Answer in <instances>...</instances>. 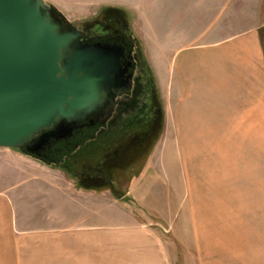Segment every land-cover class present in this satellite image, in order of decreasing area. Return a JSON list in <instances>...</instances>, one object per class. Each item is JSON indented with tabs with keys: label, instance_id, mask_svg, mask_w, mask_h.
<instances>
[{
	"label": "rangeland",
	"instance_id": "1",
	"mask_svg": "<svg viewBox=\"0 0 264 264\" xmlns=\"http://www.w3.org/2000/svg\"><path fill=\"white\" fill-rule=\"evenodd\" d=\"M44 1L70 22L102 8L124 10L152 65L164 119L151 167L129 200L100 191L132 216L126 226L157 234L162 259L138 263L264 264V0H221V12L211 0L216 13L206 15L197 0ZM220 41L225 48L217 51ZM183 48L219 56L216 70L235 77V91L205 97L193 77L173 89ZM220 96L232 102H212ZM198 97L211 101L194 105Z\"/></svg>",
	"mask_w": 264,
	"mask_h": 264
},
{
	"label": "water",
	"instance_id": "2",
	"mask_svg": "<svg viewBox=\"0 0 264 264\" xmlns=\"http://www.w3.org/2000/svg\"><path fill=\"white\" fill-rule=\"evenodd\" d=\"M48 10L62 15L44 0H0V148L61 169L76 188L100 193L107 189L80 184L60 162L77 158L83 145L90 143V137L78 134L82 127L94 124L83 120L98 108L102 92L109 86H122V49L95 43L64 55L75 33L58 31ZM161 135L152 148L149 169ZM45 149L52 159L36 154ZM135 188L122 191L121 198L128 199ZM112 194L121 201L117 193Z\"/></svg>",
	"mask_w": 264,
	"mask_h": 264
},
{
	"label": "crops",
	"instance_id": "3",
	"mask_svg": "<svg viewBox=\"0 0 264 264\" xmlns=\"http://www.w3.org/2000/svg\"><path fill=\"white\" fill-rule=\"evenodd\" d=\"M195 2L205 15L216 13L211 0ZM220 7L221 0L219 12ZM224 48L220 46L217 51ZM178 53L179 62L172 75L176 79V83L172 80V88L176 86L177 92L190 77L195 78L196 87L199 80L198 86L206 88L200 93L205 97L215 95L217 88H226L221 95L235 91V77L216 70L219 56L205 49L195 52L183 48ZM208 100L198 97L192 103L205 107ZM212 102L230 104L232 100L220 96L213 97ZM3 150L0 158L9 160H0V264H139L162 259L157 234L126 226L132 217L129 212L118 209L96 190L76 188L61 169L14 149ZM116 221L122 223V228H114Z\"/></svg>",
	"mask_w": 264,
	"mask_h": 264
},
{
	"label": "flooded vegetation",
	"instance_id": "4",
	"mask_svg": "<svg viewBox=\"0 0 264 264\" xmlns=\"http://www.w3.org/2000/svg\"><path fill=\"white\" fill-rule=\"evenodd\" d=\"M47 13L58 31L75 33L62 51L66 56L76 47L95 43L122 49V86H109L102 92L98 108L83 120L94 124L82 127L78 134L79 138L90 137V143L83 145L77 158L60 162L80 184L107 189L121 198V192L148 170L152 148L162 132L159 90L125 11L102 8L88 19L73 23L53 10ZM36 154L44 160L53 157L47 149Z\"/></svg>",
	"mask_w": 264,
	"mask_h": 264
},
{
	"label": "trees",
	"instance_id": "5",
	"mask_svg": "<svg viewBox=\"0 0 264 264\" xmlns=\"http://www.w3.org/2000/svg\"><path fill=\"white\" fill-rule=\"evenodd\" d=\"M78 156V155H77Z\"/></svg>",
	"mask_w": 264,
	"mask_h": 264
}]
</instances>
